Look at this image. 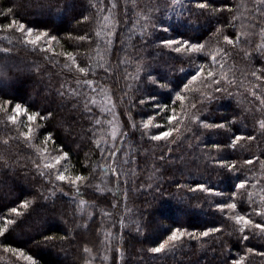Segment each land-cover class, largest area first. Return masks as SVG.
<instances>
[{"label":"trees","instance_id":"16d2710c","mask_svg":"<svg viewBox=\"0 0 264 264\" xmlns=\"http://www.w3.org/2000/svg\"><path fill=\"white\" fill-rule=\"evenodd\" d=\"M17 2L0 0V11ZM111 2L117 7L111 8L109 0H104L106 6L100 11L92 7L97 0H52V7L47 6L49 0H24V6L17 9L15 17L0 16V73L12 79L0 83V95L42 111L52 110L54 119L45 122L46 128L42 132L51 131L55 137V142L49 141L46 146L42 144V134L39 140L26 144L22 138L20 141L15 139L14 128L7 131L0 124V212L6 207L16 206L25 197L32 200L34 195L41 198L47 196L48 206L42 207L49 209L26 217L19 228L0 238V264H28L11 251L6 252L5 247L21 248L26 255L33 256L36 264H232L234 259H240L242 264H264V255L260 254L264 253V236L258 234L259 230H255L257 234L247 241L239 233V226H236L235 234H230L235 221L227 217L232 213H220L214 206H209L213 200L215 203H222L223 200L189 191L193 183L208 181L216 191L229 194L236 182V177L230 173L217 175L218 170L213 168L211 158L216 155L212 144L225 143L228 136L223 130L208 129L189 122L194 111L209 123L232 120L236 113L239 119L233 126V133L252 132L257 136L252 142H243V152L237 150L233 155L231 150L225 151L221 158L240 164L243 158L252 156L264 160V155H261L264 153V136L253 132L261 119V105L259 99L251 95L253 85L258 82L250 73L264 66V56L255 51L262 43L259 28L250 30L248 23L254 0H229L234 8L239 5V11H234L238 17L235 26L217 23L219 14L206 18L189 16L185 11L189 0H178L175 5L172 0ZM210 2L218 5L223 0ZM165 4L170 6L165 8ZM81 13L89 16L90 20L79 22ZM105 16L109 17L107 29L104 28ZM225 16L231 20L227 13ZM145 17H159L169 31H159V25L156 31L151 28L142 31ZM13 18L33 28H47L56 35L59 43L53 44L54 52H32L30 45L23 46L18 32L3 28ZM256 23L264 24V21L256 20ZM217 28L222 31L218 33ZM107 31H113L115 35L112 36L111 52L101 47L107 61L106 73L103 68L97 67V45L94 41L97 40V32H101V41L106 40ZM237 33L241 34L244 43L236 47L224 43V35L235 39ZM79 36L89 39L79 41L76 39ZM176 38L204 43L208 54H215L218 48L228 49L230 55L218 60L213 69L217 80L226 77L227 81H234L220 85L227 89V93L215 92L213 84H205L200 78L193 82L190 91L182 93L185 101L175 100V92L188 82L194 72L186 55L159 44L161 39ZM5 48L9 49L7 53L3 51ZM63 52H72L77 57V64L92 69L87 79L94 80L95 94L87 86L77 84V79L82 80L83 77L71 67L65 56L57 55ZM206 59V56H201L196 64L205 63ZM209 63L211 61L205 63L206 68ZM221 63L224 65L222 70ZM66 64L69 68L65 67ZM143 65L148 67L142 68ZM144 71H150L159 84H167L168 87L161 88L138 80L137 77L143 76ZM61 85L68 93L63 100L58 95ZM137 87L141 92L136 91ZM260 91L264 92V87ZM147 96L155 99L137 107V98L147 99ZM85 97L96 99L97 103L92 106L93 115L102 121L100 126H95L94 135V124L81 116ZM77 102L80 108L74 109ZM173 104L180 120L177 127L181 129L179 133L174 132L173 137L178 138L180 143L168 141L169 146L165 147V142H145L147 137L142 139L141 131L148 130L143 129V123L151 117L153 127L150 130L162 131L155 125L167 126L166 116L171 113ZM155 105L166 106L168 112H158ZM192 105H196V109ZM106 107H110L111 111L105 112ZM113 115L115 123L122 119L125 126L123 132L132 133L133 122L140 126L134 136L115 140L116 147L123 148L115 160L107 152L102 157L96 147L97 142L101 147L108 144L112 130L108 121L113 120ZM61 145L63 151L69 153V159L63 162L61 170H66L70 176L83 173L96 177L91 187L81 189L82 195L78 196L65 184L67 196L60 193L52 196L53 185L48 184V178L38 177L36 162H42L40 153L46 148L45 156L54 157L59 154ZM162 154L165 157L163 160L160 158ZM237 157L241 159L237 160ZM100 166H104L102 170ZM109 166L119 169V180ZM249 167L251 171L247 170ZM244 175L250 178L247 190L253 194L256 207H264L260 204V197L264 195V168L255 162L254 166H245ZM103 182L104 187L111 190L110 196L98 192ZM42 184H46L47 188ZM122 203H125V213L120 219L113 205L120 206ZM19 211L24 212L25 209L20 208ZM237 213L251 214L257 222L262 220L253 212L247 197L238 204ZM215 226L223 228V234L199 237L201 230ZM175 228L195 232L196 236L190 238L184 235L181 241L169 242L162 253L149 251L163 242ZM45 236L53 239L45 240ZM85 247L90 251L85 253Z\"/></svg>","mask_w":264,"mask_h":264},{"label":"snow or ice","instance_id":"6c2138e0","mask_svg":"<svg viewBox=\"0 0 264 264\" xmlns=\"http://www.w3.org/2000/svg\"><path fill=\"white\" fill-rule=\"evenodd\" d=\"M178 3V0H172V4L175 5ZM109 4L111 8L117 7L115 3H112L111 0H109ZM24 6V0H18L16 4L13 6L7 7L5 10L0 11V16L8 17L13 16L15 17V14L17 13V9ZM48 7H52V0H49ZM106 5L104 4V0H97V3L92 4V7L98 8L100 11H103V8ZM170 5L165 4V8L169 7ZM185 11L189 13V16L196 15L198 18L200 17H208L213 14H219L218 22L219 24H232L235 26V22L237 21L238 17L234 15V11H239V5L234 6L229 3V0H223L222 3L218 5H213L210 0H189L188 5L185 7ZM225 13L228 14V16H231V20L228 19L227 16H225ZM81 15V20L79 22L83 23L84 21H89L90 17ZM249 26L250 30L253 28H259L258 35L260 36V39L262 41L261 44L257 45L255 51L260 53V55L264 56V24L256 23V20L264 21V0H254V8L253 10L249 11ZM98 17V13H97ZM92 17V18H97ZM155 19V23H153V20ZM105 21L104 28L107 29L109 25L106 23L109 20L108 16H105L103 18ZM145 25L142 28V31L147 30L148 28H151L152 31L157 30V25H159V31L167 32L169 31L168 27L165 26L162 20L159 19V17H145ZM3 28L5 30H14L15 32H18L20 34V37L22 38L23 46H31L32 52H41V53H50L54 52L53 44L59 43V39L56 35H53L47 28H33L28 25H26L22 20L13 18L8 22L7 24L3 25ZM216 31L220 33L222 29L217 28ZM105 35L108 37L106 40L101 41L99 38L101 37V32H97V40L94 41L96 43V57H97V67L103 68L104 71L107 73L108 68L106 67L107 61L105 60V57L103 53L101 52V47L103 46L104 51L111 52V44H112V36L115 35L113 31H107ZM79 41H84L86 39H89L87 36H79L76 37ZM224 43L226 45L236 47L240 43H244L243 40H241V34L237 33L236 38L233 39L230 35H224L223 36ZM159 44L164 47L168 48L178 54L186 55L187 61L190 66L194 67V72L190 76L191 78L188 80L187 83L183 84V87L175 92V100L176 101H185V96L182 94L184 91H190V86L193 84V82H196L198 79L203 78V82L205 84L211 83L215 86L214 90L215 92L219 93H227V89L221 87L220 85L224 83H234V81H227V78L224 77V79L217 80V76L214 72V67L217 64L218 60H223L225 57H228L230 55L227 48H218L215 51V54H208L206 53L207 45L200 42H192L190 39H182V38H176V39H161L159 40ZM5 53L9 51V49L5 48L3 49ZM57 55H63L66 57L67 60L71 62V67H74L76 71L81 74V77L83 79H77L78 85L87 86L88 89L92 93L97 92V88L94 86L95 82L94 80L87 79V76L92 73V69L90 67H81L79 64H77V57L72 52H63L59 53ZM201 56H206L207 61H211V63L208 64V67H205V63L196 64V60H198ZM51 59V57H49ZM66 68H69V65H65ZM147 65H143L142 68H147ZM224 65L221 63L220 68L223 69ZM71 70V69H70ZM183 71V69H181ZM251 77H253L258 84L253 85V89L251 92V95L254 99H259L261 109V119L257 121V127L253 128V132H258L259 135L264 136V92L260 91L261 87H264V66H261L259 68H256L251 71L250 73ZM146 77V81H145ZM138 80L146 83V84H154L158 85L161 88H167V84H159L157 79L150 74V71H144L143 76H138ZM9 80H12L11 77L5 76L4 73H0V83L7 82ZM100 91H103V89H100ZM137 92H141V89L137 87ZM257 93L259 95L257 96ZM58 95L63 98L68 95L66 91H64V85H61L60 90H58ZM214 99V97H212ZM138 104L137 107H142L144 104H147L149 101L154 100V97L147 96V99H143L141 97H138ZM79 100V95H77V101ZM97 103L96 99L93 97L91 99L85 97V103L83 105V108L81 110V116L88 118L90 123L94 124V127L92 128L93 135L95 134V126H100L102 124V121L99 118H96L93 115V108L92 106ZM158 112L166 113L168 112V108L164 105H155ZM196 105H192L193 109H196ZM80 108L79 103L77 102L74 105V109ZM111 108L106 107L105 112H110ZM0 114H2L3 119L0 120V124L4 125V129L7 131H12L13 128L16 132L15 139L17 141H20L21 138L23 139V142L28 144L30 142H35L40 139L41 134L43 135V145H47L49 141L55 142V137L51 131H43V129L46 128V123L48 121H51L54 119V112L52 110H41L37 109V107H30L24 103L20 102H14V100L7 98L4 95H0ZM131 115V114H130ZM26 118V121H25ZM167 119V126L161 124V125H155L157 129H163L162 131H155L152 132L150 129L153 127L152 125V118L149 117L148 122L143 123V129L148 131H141V138L147 137L148 141H154V142H165L164 146L168 147V141H172L173 144H178L180 141L178 138L173 137V133H179L181 129L177 127V125L180 123V120L177 118L175 113V105L173 104L171 113L166 116ZM239 119V116L234 113L232 120H223L220 123H209L207 121H204L201 119L197 111H194L191 117H189V122L199 124L200 126L208 129H215L217 131L223 130V133L228 136V139L225 143H213L212 149L215 150L216 155L214 157H211V153H209V156L212 158L213 161V168L218 170L217 175H222L225 173H230L233 176L236 177V182L234 184V188L232 191L229 192V194H225L223 192L216 191L213 187L209 186V182H199V183H193V187L189 188L190 192H200L205 194L206 197H220L223 202L222 203H215L213 200L210 202L209 206L215 208L216 211L220 213L230 212L232 215L228 216V220H234L235 225L233 226V232L230 234H235L236 226L238 227L239 233L242 235V238L244 241L249 240L257 233L255 230H259V235L264 236V207H256V201L253 199V194L251 192H248L247 185L250 182V178L244 175L245 173V166H254L255 162H259L261 164V167L264 168V160H261L259 156H252V158H243L242 164L231 161L230 159H223L221 158V155L225 151L231 150V153L234 155L237 150L243 152L245 150L244 141L252 142L257 139L256 135H253L252 132H247L246 134L241 132L239 134L233 133V126L236 124L237 120ZM108 124L112 126L111 130V136L113 139V144L108 145L105 143L103 147H101L100 143L97 142L96 147L100 150L102 157L105 152L108 153V155L115 160L119 153L123 151V148H117L115 145V140L117 138L123 139L124 137H127L129 135H135L136 131L140 130V126L137 125L135 122L132 123V133L123 132L122 129H119L115 125V115H113V120L108 121ZM9 125L13 126L12 128L9 127ZM26 129V130H24ZM118 133L120 134L118 137ZM71 134V133H69ZM85 136H88V133H85ZM4 143L7 144L8 140L5 139ZM159 147L160 145L157 144ZM250 147V143L248 145ZM115 149V150H112ZM47 149L44 148V150L40 153V158L42 162H36V167L38 169V177L48 178V184H52V190L51 195L56 196L57 193H60L61 195L67 196L68 191L65 190L64 185L67 184L69 186V190H74L75 193L79 196L82 195L81 189H88L92 186V180H94L96 177L94 175L86 176L83 173H78L74 176H70L67 174L66 170H61L63 168V162L67 161L69 159V153L66 151H63V146H60L59 154H57L54 157H46ZM171 154V147H169V155ZM261 155H264L262 153ZM161 160H163L165 157L162 154ZM87 159V156H86ZM241 159L240 157H237V160ZM127 163V160L125 161ZM101 170L104 166H100ZM112 168V174L116 176L117 180H119V177L121 175V172L118 168L115 166H109ZM87 168V166H85ZM45 169L47 171H45ZM248 171H251V167L247 169ZM53 172H54V178H53ZM58 183H55V182ZM44 188H47L46 184L41 185ZM180 186L179 184L177 185ZM264 191V190H262ZM245 197H247L248 202L253 208V212L256 216L261 217V222H257L251 218V214H238V204H241L244 202ZM239 198V199H237ZM47 196H43L41 198L40 195H34L32 200L27 199L26 197L20 200L18 203H16V206L12 207H6L3 212H0V221H2V226H0V238L6 237V234H9L10 232H14L17 228L21 226V221L24 220L26 217L39 214L41 211H49L48 207H42L44 205H47ZM43 200V202H42ZM81 204L84 203L83 200L80 201ZM260 204L264 205V195H261L260 197ZM48 206V205H47ZM113 207H116V205H113ZM23 208L25 209L24 212H20L19 209ZM7 214H4V213ZM107 215V213H105ZM27 227V225H25ZM225 227H227V224H225ZM248 231L249 234L245 235L244 233ZM224 229L220 226L205 228L199 232V237H209L217 233L223 234ZM184 235H188L190 238H193L196 236L195 232H189L182 228H175L170 231L167 238L163 240V242L158 243V245L153 246L149 249L150 252L154 254L162 253L165 250L166 245L169 244V242H176L181 241ZM53 237L51 236H45V240H51ZM221 247H223V241L221 242ZM6 252L11 251L18 257L28 261V264H36V261L33 259L32 255H26L25 251L22 250L19 247H5L4 249ZM90 249L87 247L84 248V252H89ZM249 252H252V249H248ZM261 255H264V253H260ZM232 264H242L240 259H234L232 261Z\"/></svg>","mask_w":264,"mask_h":264},{"label":"rangeland","instance_id":"374dc122","mask_svg":"<svg viewBox=\"0 0 264 264\" xmlns=\"http://www.w3.org/2000/svg\"><path fill=\"white\" fill-rule=\"evenodd\" d=\"M114 103L117 104L116 100L114 101ZM118 117V116H117ZM117 121V119H116ZM115 125L119 128V129H122L123 131L125 130V126H124V123H122V119L119 118L118 121L115 123ZM119 133H118V137H119ZM108 145H112L113 144V139H112V136H111V131H110V136L108 137ZM116 140H120V138H117ZM101 185V189L98 190V192L104 194V195H107V196H110L109 194L111 193V190H109V188H105L104 187V182L100 184ZM104 187V188H103ZM114 210H115V214H117L119 216L120 219H122L124 213H125V203H122L120 206H116L114 207ZM121 211V213H120ZM112 248V246H111ZM112 251V250H111ZM108 253L110 254V243L108 244ZM108 254V255H109ZM24 260V259H23ZM26 261V260H25ZM28 262V261H27ZM91 264V263H90Z\"/></svg>","mask_w":264,"mask_h":264}]
</instances>
